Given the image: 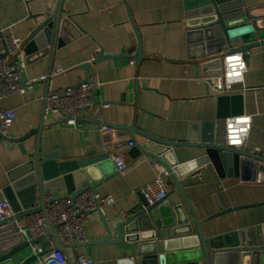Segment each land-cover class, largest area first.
Returning <instances> with one entry per match:
<instances>
[{"label": "crops", "instance_id": "1", "mask_svg": "<svg viewBox=\"0 0 264 264\" xmlns=\"http://www.w3.org/2000/svg\"><path fill=\"white\" fill-rule=\"evenodd\" d=\"M240 1L245 9H256L260 18H264V0ZM184 2L64 0L63 17L73 22L76 29L64 46L56 50L51 64L48 56L36 59V55L28 56L23 51L17 56L16 64L26 65L23 83L47 77L50 68L52 75L49 82L37 81L25 93H16L1 101L3 108L15 113L6 138L26 137L38 127L46 95L61 93L91 76L102 86L95 92L98 106L90 118L77 124L60 117L45 120L50 127L41 134V151L54 153L60 162L103 156V136L99 132L102 123L134 128L158 139L182 143L200 138L203 125L215 123L219 115L228 116L224 126L227 145L236 146L238 136H244L242 146L236 149L247 155H240L237 165L231 160L221 173L212 163H207L180 180V184L202 222L206 237L264 226V46L251 49L248 56L247 52H221L212 59L221 58L222 64L226 63L222 75L204 76L199 62L189 58L194 55L190 54L187 42L191 29ZM48 5L51 13L54 12L56 2ZM46 7L44 0L27 3L0 0V29L5 36L24 42L35 29L33 18L44 15ZM261 25L264 28V22ZM137 32L144 54L158 59L138 63ZM258 35L259 40L264 39V30ZM197 53L194 52L195 56ZM57 68L63 73L53 76ZM214 71L211 69L208 74ZM225 85L235 86L237 91L226 93ZM234 97L238 99L233 100ZM222 98L227 100L220 102ZM103 103L109 107L102 108ZM123 132L136 143H147L142 135ZM36 144L35 134L27 138L23 142L24 154L19 143L0 141V199L6 197L4 192L18 169L34 156ZM132 150L122 155L128 168L125 175L114 173L108 163L92 170L93 180L97 182L89 179L83 185L84 189L93 188L101 197L115 199V204L106 208L105 218L97 213L91 215L85 225L86 244L117 240V225L143 197L138 190L158 175L150 165V156ZM204 155L205 151L196 147L174 149L179 164ZM190 170L185 168L183 175ZM105 174L108 176L104 177ZM62 195L65 194L58 196ZM181 202V195L172 183L164 203L174 207ZM121 212L125 213L124 217ZM49 240L47 237L46 242ZM191 243H195L194 239ZM162 247L159 242L160 254ZM68 254L73 264L78 255L90 257L95 264H126L134 258L123 246L112 243L69 247ZM184 258L191 259V256ZM254 264H264V261L256 260Z\"/></svg>", "mask_w": 264, "mask_h": 264}, {"label": "water", "instance_id": "2", "mask_svg": "<svg viewBox=\"0 0 264 264\" xmlns=\"http://www.w3.org/2000/svg\"><path fill=\"white\" fill-rule=\"evenodd\" d=\"M54 1L56 7L51 13L48 4ZM44 2L48 7L45 8L44 15L33 18L35 29L24 41L21 51L28 56L36 55V59L48 56L51 64L56 50L64 46L76 27L73 22L63 17L64 0H44ZM184 6L187 24L191 29L187 34V42L190 54L194 55L189 58L191 61L199 62L204 76L221 75L222 59H212L221 52L246 53L253 48L264 46V39L259 40L258 35L264 30L261 25L264 18H260L256 9H245L240 0H185ZM130 18L133 23L131 14ZM137 41L138 63L144 59H158L144 54L143 42L138 32ZM194 52H198L196 56ZM15 60L16 56L10 58L11 63ZM211 69L215 71L208 74ZM51 75L50 68L47 82L51 80ZM222 99L220 102L227 100V98ZM235 99L238 98L234 97L233 100ZM44 111L45 102L40 124L26 137L10 140L6 136H0L1 141L19 143L24 154L23 142L34 134L37 137L34 156L18 169L17 176L11 178V184L4 192L15 216L0 222V264H42L43 259L49 254L45 249L47 237L53 240L55 248L63 253L67 264H73L68 254L69 246L63 243L48 220L44 222L45 236L31 243H28L24 235L18 232L21 220L35 213L45 212L47 193L56 198L64 193L74 200L85 190L83 185L87 180L98 181L93 180L92 177L94 168L97 170L110 163L115 173V166L106 156L80 162H60L59 157L54 153H43L40 147L41 134L50 127L45 123ZM227 117L219 115L215 123L203 125L204 132L200 138L189 139L182 143L158 139L134 128L113 126L122 131L126 130L133 136L139 134L147 139L146 144L137 142L132 152L137 151L157 160L168 174L169 185L173 183L176 191L181 195L182 202L174 207L165 204V200L151 205L142 197L141 201L130 210L128 216L117 225V240L93 241L89 244H78L77 247L110 243L123 246L125 252H130L134 257L132 260H127L126 264H187L188 262L254 264L256 260L264 261V226L208 238L203 232L202 222L198 219L180 184V180L207 163H212L221 173V169L231 160L237 165L238 157L247 155L246 152L227 145L224 127ZM187 147L200 148L205 151V155L186 164H179L174 157V149ZM185 168L191 170L183 175ZM107 176L105 174L104 177ZM31 196H33L32 201H30ZM164 206L167 207L166 210L163 209ZM192 239L195 243H191ZM159 242L163 244L161 254ZM35 244L41 246L42 253L31 252V245ZM194 255L197 257L192 258ZM186 256H191V259L184 258Z\"/></svg>", "mask_w": 264, "mask_h": 264}, {"label": "built area", "instance_id": "3", "mask_svg": "<svg viewBox=\"0 0 264 264\" xmlns=\"http://www.w3.org/2000/svg\"><path fill=\"white\" fill-rule=\"evenodd\" d=\"M26 3L30 0H24ZM21 39L7 37L0 29V136H6L15 119V113L1 106V101L16 94L25 93L31 85L37 81H45L47 77L28 80L22 82V74L26 70V65L10 62L12 56L21 54L23 45ZM99 53V50L97 51ZM250 52H247V56ZM226 63L222 64L221 75L225 70ZM63 73L61 68H57L53 76ZM102 86L96 77H88L86 81L78 86L67 87L61 93H51L45 98L44 120L60 117L63 120L77 124L83 119L90 118L98 106L94 95ZM235 86L225 85V92H236ZM102 108H108V104H101ZM99 132L103 136V156H106L115 166V173L125 175L128 168L124 164L123 156L136 146V142L127 138L124 132L108 124H101ZM245 140L244 136H238V143L233 148L241 147ZM1 141V140H0ZM158 175L156 179L141 187L138 193L149 204L162 202L166 199L170 185L167 181L168 174L164 167L155 159L150 161ZM115 204L112 196L101 197L93 188H85L83 192L71 199L70 195H62L58 198L51 194L46 195L45 212H38L21 220L18 232L24 235L26 241L37 240L45 236V220L56 229L57 235L63 243L73 249L78 244H86L85 225L90 221L92 214H100L105 218L106 208ZM122 217L125 216L121 212ZM15 216V212L6 199H0V222ZM45 249L49 254L43 259L42 264H67L63 253L55 248L53 240L45 243ZM33 254L42 253L39 244L31 245ZM75 264H95L86 255H78Z\"/></svg>", "mask_w": 264, "mask_h": 264}]
</instances>
